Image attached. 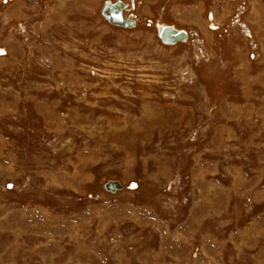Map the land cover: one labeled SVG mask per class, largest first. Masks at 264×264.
I'll use <instances>...</instances> for the list:
<instances>
[{
	"label": "rangeland",
	"instance_id": "1",
	"mask_svg": "<svg viewBox=\"0 0 264 264\" xmlns=\"http://www.w3.org/2000/svg\"><path fill=\"white\" fill-rule=\"evenodd\" d=\"M106 1L0 0V264H264V0Z\"/></svg>",
	"mask_w": 264,
	"mask_h": 264
},
{
	"label": "water",
	"instance_id": "2",
	"mask_svg": "<svg viewBox=\"0 0 264 264\" xmlns=\"http://www.w3.org/2000/svg\"><path fill=\"white\" fill-rule=\"evenodd\" d=\"M133 2V0H130ZM127 8V5L118 0L114 3L106 1L101 10L102 17L111 25L122 28H133L136 23L133 19L122 16L123 11ZM157 35L164 45H174L177 42H184L187 40V32L184 30H178L172 26H158ZM104 189L110 193H114L121 189V185L117 181H107L104 185Z\"/></svg>",
	"mask_w": 264,
	"mask_h": 264
},
{
	"label": "bare ground",
	"instance_id": "3",
	"mask_svg": "<svg viewBox=\"0 0 264 264\" xmlns=\"http://www.w3.org/2000/svg\"><path fill=\"white\" fill-rule=\"evenodd\" d=\"M131 2V1H130ZM122 16H123V13H122ZM113 26H115V25H113ZM115 27H117V26H115ZM174 28V27H173ZM168 46H170V45H168Z\"/></svg>",
	"mask_w": 264,
	"mask_h": 264
},
{
	"label": "flooded vegetation",
	"instance_id": "4",
	"mask_svg": "<svg viewBox=\"0 0 264 264\" xmlns=\"http://www.w3.org/2000/svg\"><path fill=\"white\" fill-rule=\"evenodd\" d=\"M239 21V20H238ZM188 34V33H187Z\"/></svg>",
	"mask_w": 264,
	"mask_h": 264
}]
</instances>
